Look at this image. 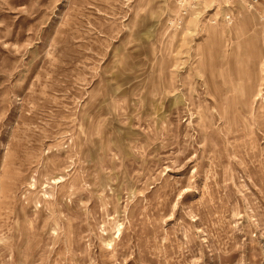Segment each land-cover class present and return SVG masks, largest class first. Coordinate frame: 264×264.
Here are the masks:
<instances>
[{"label": "rangeland", "instance_id": "1", "mask_svg": "<svg viewBox=\"0 0 264 264\" xmlns=\"http://www.w3.org/2000/svg\"><path fill=\"white\" fill-rule=\"evenodd\" d=\"M212 5L0 0V264H264V20Z\"/></svg>", "mask_w": 264, "mask_h": 264}, {"label": "built area", "instance_id": "2", "mask_svg": "<svg viewBox=\"0 0 264 264\" xmlns=\"http://www.w3.org/2000/svg\"><path fill=\"white\" fill-rule=\"evenodd\" d=\"M206 0H179V5L182 9L181 11V19L188 17L193 12H201L204 10L203 2ZM211 1L213 5L210 9L213 13V10H218L221 13V21L223 23H227L232 25V23L236 20V11L239 7H243V9L256 12L260 14L262 20H264V0H207ZM207 10H204L203 16H209L208 21L215 25L220 22V17L214 18V16L208 15L206 13ZM216 14V13H215Z\"/></svg>", "mask_w": 264, "mask_h": 264}, {"label": "bare ground", "instance_id": "3", "mask_svg": "<svg viewBox=\"0 0 264 264\" xmlns=\"http://www.w3.org/2000/svg\"><path fill=\"white\" fill-rule=\"evenodd\" d=\"M213 11H215V9L213 10ZM218 11V10H217ZM248 11V10H247ZM207 12V11H206ZM249 12H251V11H249ZM251 13H256V12H251ZM192 14V13H191ZM234 23V22H233ZM233 23H232V25H233ZM227 24V23H226ZM227 25H230V24H227Z\"/></svg>", "mask_w": 264, "mask_h": 264}]
</instances>
